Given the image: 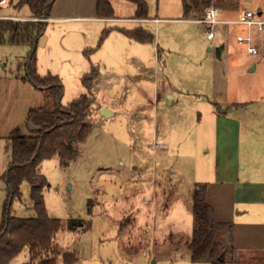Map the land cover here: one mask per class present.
<instances>
[{"label": "rangeland", "instance_id": "rangeland-1", "mask_svg": "<svg viewBox=\"0 0 264 264\" xmlns=\"http://www.w3.org/2000/svg\"><path fill=\"white\" fill-rule=\"evenodd\" d=\"M18 1L12 0L4 11L31 18L28 6L17 5ZM111 1L118 18L103 22V28L101 24L82 26L87 28L86 39L74 27L49 22L54 50L36 48L37 57L46 52L41 74L50 72L62 81L63 105L87 93L81 70L88 69L89 59L97 61L100 86L94 92L93 106L114 112L100 117L91 110L86 122L93 130L79 145L76 160L63 165L54 156L40 165L49 183L43 192L49 215L64 221L83 220L78 228L58 231L53 245L62 253L74 252L75 264H210L207 259L192 261L186 245L194 227L192 194L197 185L209 183L207 198L213 216L236 219L225 235L226 259L264 264L259 263L262 256L256 249L240 247L233 253L236 235L242 244H246L242 239L252 236L255 246L262 233L247 221L250 213L235 215L230 194L212 176L216 164L213 102L222 107L247 104L246 111L231 113L237 122H229L225 139L220 123L221 145L230 139L231 155L239 148L242 157L251 153L255 163L261 159L264 163V32L254 30L260 52L250 55L236 40L246 30L243 25H216L215 37L208 39L206 24L185 18L182 0H147L148 15L160 19L141 22L133 19L134 1ZM247 9L264 11V0H237L233 7L222 8L221 14L236 19ZM112 26H139L154 34V41L144 46L147 66L154 70L150 77L136 75L134 65L111 54L110 46L94 54L102 44V32L111 31ZM84 44L88 47L83 53ZM221 44L226 50L218 58L215 49ZM28 52L27 45L0 43V214L7 196L8 135L14 129L29 134V109L45 104L43 93L22 79ZM66 58H81L85 63L77 71ZM252 60L256 68L249 72ZM218 159L220 178H231L239 170L235 163L223 160V151ZM22 191L23 200L13 202L12 213L34 216L26 181ZM9 264H30L29 249L24 248ZM56 264H65L61 255Z\"/></svg>", "mask_w": 264, "mask_h": 264}, {"label": "trees", "instance_id": "trees-1", "mask_svg": "<svg viewBox=\"0 0 264 264\" xmlns=\"http://www.w3.org/2000/svg\"><path fill=\"white\" fill-rule=\"evenodd\" d=\"M132 1L137 6L135 18H147V1ZM54 2L55 0H19L17 5L28 6L31 18L37 19L6 20L0 30V43L29 47L26 73L22 79L38 88L45 99L43 106L30 108L28 111L26 126L29 134H20L18 129H14L8 135L10 161L5 174L7 196L0 214V264H9L26 247L30 252V264H56L60 255L65 264L77 262L74 252L62 253L59 246L53 245V237L61 229L73 230L82 226L83 220L70 218L64 221L49 215L43 195L49 183L40 172V165L54 156H58L63 165H69L79 156V145L87 140L93 130L86 119L91 113L93 98L90 91L98 70L92 69L84 74L82 82L88 92L74 98L67 105L62 104L64 87L60 77L51 73H38L36 51L32 53V49L46 25V21L40 18L51 16ZM182 3L185 18L198 19L210 7H216L221 13L222 8L233 7L237 0H182ZM97 15L100 18L114 17L110 0H97ZM118 30L138 42L154 41V34L142 27ZM109 32L110 29L102 32L100 43ZM25 181L29 184V197L35 211V215L31 217H20L12 213L13 202L23 200L22 184ZM208 186L209 183L197 185L192 194L194 227L192 237L186 245L194 262L207 259L210 264H226L228 244L225 235L232 229V224L213 216L207 198Z\"/></svg>", "mask_w": 264, "mask_h": 264}, {"label": "crops", "instance_id": "crops-1", "mask_svg": "<svg viewBox=\"0 0 264 264\" xmlns=\"http://www.w3.org/2000/svg\"><path fill=\"white\" fill-rule=\"evenodd\" d=\"M110 2L113 5L111 0ZM147 4L149 8L148 1ZM260 12H264V11H260ZM221 13L220 15L223 17V14ZM48 18L49 20L46 21V25L43 31V34H45V39L43 41L42 46L44 48H47V46H49V48L54 50V48L52 47L53 45L52 34L47 31L49 22H58L63 26L69 25L71 27H74L76 31H79L80 36L83 35V38L86 39L87 28L83 30L82 26L84 25L86 26L89 24L91 25L101 24L103 28L104 27L103 22L112 21L115 20V18L117 19L118 17L116 15L115 9H114L113 18L98 17L97 0H55L52 8L51 16ZM133 19L135 21L141 22L144 19L157 21L160 18L150 17L148 15L147 18L140 19L133 17ZM190 20H194V19H190ZM111 28H112L111 31L103 39L102 44L95 49L94 54L97 52L99 53L101 50H103V48H105V46L108 47L110 46L109 52H111V54H114L115 56L119 55V59H122L123 61L126 60L127 62L134 65V69L137 71L136 75L143 77L147 75L148 77H150V74L154 70L152 69L151 66H147L144 55V53L147 50V48L144 46L145 44L148 43H142L130 39L128 36H126L120 30H118L117 26L115 27L112 26ZM87 47L88 46L84 44L80 52L83 51L84 53V50L87 49ZM225 50H226V45L222 53V57L225 53ZM42 55L37 57V70L39 71V74H41V67H43V64L45 63L46 52L43 51ZM122 56H124L125 59H123ZM65 60L68 63H71L75 68H77V71L81 70L80 68L81 63L82 64L85 63V61L81 58L80 59L78 58L77 60L74 59L72 61L68 60V58H66ZM51 61L53 62L55 61V56L51 57ZM252 62H256V61L252 60L251 63L248 64V68H250V66L253 64ZM98 65L99 64L97 63V61L93 62L92 60L89 59L88 69L81 70L84 71L82 74L83 76L85 73L91 71L92 69L98 70V76L94 79L90 91L91 96L93 98V102H94V92L97 86L98 87L100 86V70L98 69L99 68ZM93 102L91 107L92 112L96 111L98 112L100 117H103L104 116L103 106L97 105L95 107L93 106ZM213 104H214V109L212 110V122H214V126L213 125L212 126L214 128V136H215L214 153L216 156L215 168L213 167V171H212L214 182L217 186L225 188V192L230 194L233 211H237L236 214L235 213L234 214L240 218L245 216V214L250 213L251 215H248L250 219H248L247 221L255 225L254 228L255 230H257V232L262 233L261 235L259 234V240L257 242L258 244L255 246L254 243L256 242L254 241L255 239L252 236L249 237L247 235L246 240L242 239L246 244H242L243 243L242 241L238 242L239 241L238 236L236 235L235 238H233V243H234L233 253L235 252L236 249L240 247L256 249L261 253L260 255L262 256L259 263L264 262V163H262V159L259 160L257 163H255L254 157L251 156V153H247L246 155L247 158L242 157L239 153V148L233 150L231 155V151L229 150L228 147L229 142H231L230 139H228L227 142L224 141L223 145H221L222 142L220 141V123H223L224 126L223 137L225 139V136H227V133L231 129V125L229 124V122L236 121L234 117L231 115V113H233L235 109L246 111L248 109V106L246 103L245 104L238 103L237 105L234 103L231 105H227L226 107L220 106L219 105L220 103L217 102L216 103L213 102ZM105 110L106 112L110 111L111 115L114 114V112L109 110L108 107H106ZM184 115H186V112L184 113ZM137 116L140 117L139 114ZM141 117H145V115ZM220 151H223V160L225 162L230 161L231 163H235L236 167L239 168V170L235 171L233 177L231 178H226L224 175L222 176V178H220L221 174L218 168L220 163V160L218 159V155ZM223 220H228L229 222L236 221V219H230V217H227V219L225 218ZM240 224H246V222H240ZM226 264H253V260L241 262L238 259L233 258L231 260L227 259Z\"/></svg>", "mask_w": 264, "mask_h": 264}, {"label": "built area", "instance_id": "built-area-1", "mask_svg": "<svg viewBox=\"0 0 264 264\" xmlns=\"http://www.w3.org/2000/svg\"><path fill=\"white\" fill-rule=\"evenodd\" d=\"M12 5V0H0V30L2 24L6 20L14 21H28L36 20L37 18H25L17 17L6 13L5 8ZM40 20L48 21V17L40 18ZM197 22L201 24H206L208 27L206 29V35L208 39H213L215 37L214 27L219 24H240L245 27V32L237 34L236 40L239 44L245 45L246 51L250 55H257L260 49L257 44H255L254 30L256 32H264V12L253 11L250 9L245 10L236 19H226L220 15V11L216 7H210L205 15L201 18L196 19ZM264 42V41H263ZM264 45V44H263Z\"/></svg>", "mask_w": 264, "mask_h": 264}, {"label": "water", "instance_id": "water-1", "mask_svg": "<svg viewBox=\"0 0 264 264\" xmlns=\"http://www.w3.org/2000/svg\"><path fill=\"white\" fill-rule=\"evenodd\" d=\"M44 39H45V34L42 33L41 36L39 37L37 43H35V45H34V47L32 49V53H34L36 51V48H37L38 45H42L43 44ZM263 44H264V42H263ZM224 49H225V45L224 44H221V45L216 47L215 53H216V56L218 58L222 57V53H223ZM255 68H256V64H253V65H251V67L248 70H249V72H253L255 70ZM105 112L106 111H104L103 113H105Z\"/></svg>", "mask_w": 264, "mask_h": 264}]
</instances>
